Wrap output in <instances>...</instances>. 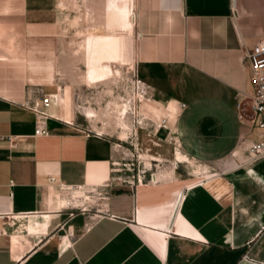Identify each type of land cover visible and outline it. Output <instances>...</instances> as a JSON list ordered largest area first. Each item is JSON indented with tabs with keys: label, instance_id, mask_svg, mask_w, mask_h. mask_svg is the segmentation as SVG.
Here are the masks:
<instances>
[{
	"label": "crops",
	"instance_id": "obj_1",
	"mask_svg": "<svg viewBox=\"0 0 264 264\" xmlns=\"http://www.w3.org/2000/svg\"><path fill=\"white\" fill-rule=\"evenodd\" d=\"M132 1L138 73L169 117L154 140L176 144L171 174L156 183L115 168L120 143L58 115L54 103L49 133L36 134L28 104L45 87L33 82L28 53L54 8L0 0V38L19 53L0 46V264H264V158L251 162L246 149L264 133L237 111L239 95L253 91L247 53L264 35V0ZM105 34L121 41L92 47ZM85 45L86 57L111 65L126 44L90 32ZM178 148L199 164L195 175ZM79 190L96 191L104 208L74 209Z\"/></svg>",
	"mask_w": 264,
	"mask_h": 264
},
{
	"label": "rangeland",
	"instance_id": "obj_2",
	"mask_svg": "<svg viewBox=\"0 0 264 264\" xmlns=\"http://www.w3.org/2000/svg\"><path fill=\"white\" fill-rule=\"evenodd\" d=\"M47 3L54 8V19L43 26L35 25L34 32L42 36L34 37L30 44L31 53H28L33 82L43 83L39 87H45L41 98L45 94L50 95V106L54 103L56 108L61 109L58 115L71 120L74 117V121L87 130L101 132L120 143L119 164L115 168L122 170L127 168L128 162H135L131 170L136 175L144 169L147 176L156 172L158 179L161 173L171 174L175 161L171 149H176L175 141L159 137L154 140L155 134L163 128L159 124L168 117V113L165 110L160 118L153 116L151 119L141 115L144 100L154 99L151 91H147L140 81L135 27L132 31L121 29L109 0H46ZM1 31L5 35L4 30ZM90 32L114 33L125 39L124 57L109 62L113 71L104 78L91 77L88 73L85 44ZM48 63L54 66L51 72L42 68ZM137 118L141 119V123L137 124ZM122 142H125V148L121 147ZM176 155L189 173L195 175L200 170L199 164L179 148ZM118 173L121 177L122 171ZM182 189L183 186L176 189L171 214L175 211ZM98 196L96 191L79 190L74 194V201L96 211L104 208Z\"/></svg>",
	"mask_w": 264,
	"mask_h": 264
},
{
	"label": "built area",
	"instance_id": "obj_3",
	"mask_svg": "<svg viewBox=\"0 0 264 264\" xmlns=\"http://www.w3.org/2000/svg\"><path fill=\"white\" fill-rule=\"evenodd\" d=\"M247 59L249 60V66L251 69V81L253 86L252 93H242L238 97L237 101V111L241 119L248 121L251 126L255 129L261 130L264 133V35L257 38L253 46L247 53ZM142 84H145L142 79H140ZM146 90H149L147 85ZM51 96L45 94L42 98L36 99L32 104L28 106L35 111L37 115L36 122V134H48V121L54 115L50 113L48 107L51 105ZM167 119L164 118L163 123H160L159 126L166 127ZM137 124L141 123V119L137 118L135 120ZM90 133H95L97 135H103L101 132H94L89 129ZM250 157L251 162L264 158V136L260 139L254 140L246 148ZM134 163L126 164L127 168H131ZM146 170L138 173V181L143 182L146 178ZM150 182L156 183L159 179L156 176V172H152L149 176ZM69 204L74 206V209H78L82 212H90L91 207L82 206L80 204H75L74 198L73 201ZM75 211L73 210L71 214L73 215ZM98 216L105 215L102 212L97 214ZM25 215L15 216L23 217ZM22 225V231L27 229V225L20 223ZM2 233H7V230L0 231ZM247 258H250L247 256Z\"/></svg>",
	"mask_w": 264,
	"mask_h": 264
},
{
	"label": "bare ground",
	"instance_id": "obj_4",
	"mask_svg": "<svg viewBox=\"0 0 264 264\" xmlns=\"http://www.w3.org/2000/svg\"><path fill=\"white\" fill-rule=\"evenodd\" d=\"M131 1L132 0H115L113 2L114 6L118 9V12H117V19L118 20L117 21L120 22L121 29H126V30H130V31L133 30V26H134V23H135V13L133 12V10H131L129 8V5H127ZM0 36L2 38L5 37L4 33L1 30H0ZM5 39H1L0 38V46L2 48H4V50L8 54H11V55H14V56L19 54L15 50V47L13 46V44L7 42ZM118 39H120V37H117V36L113 37L112 36V38H111V36H107V35L106 36H101V37L96 38V40H94V42H92V44H93L92 47L95 46V45H98V46H100V45L101 46H106V45L110 46L111 45V47H113V46L118 44V41H121V40H118ZM115 40H118V41H115ZM122 43H123V41H122ZM24 53H25V50L22 51L23 55H24ZM121 57H124V56H121ZM87 60H88V66H89V70H90V72H88V73L90 74L89 76H91V77L93 76L95 78H97V77L104 78L108 73H110V72L112 73V71H113L111 65H104L103 64L105 62H108V60H105L102 56H100V57L98 56V58L96 56L94 58H90L89 57V58H87ZM42 68H46L47 70H50V72H51L53 70L54 66H53L52 63H48L47 65H43ZM164 112H165V109H163L162 107L158 106L153 100H151L149 98L144 100V105H143V110H142L141 115H143L145 118L151 119L153 116H155L156 118H160L162 113H164ZM126 134L128 135V133H126ZM121 138L125 139V136L123 135Z\"/></svg>",
	"mask_w": 264,
	"mask_h": 264
}]
</instances>
